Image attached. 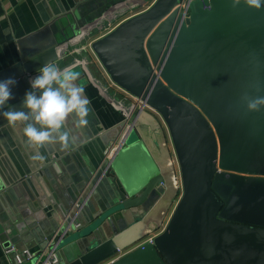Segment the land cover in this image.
<instances>
[{
    "label": "water",
    "instance_id": "water-1",
    "mask_svg": "<svg viewBox=\"0 0 264 264\" xmlns=\"http://www.w3.org/2000/svg\"><path fill=\"white\" fill-rule=\"evenodd\" d=\"M139 2L143 6L148 0ZM178 2L157 0L91 48L98 51L115 85L164 118L182 162L185 189L155 244L138 247L112 264H264V250L253 246L261 244L259 235L264 237V108L247 110V99L264 96V8L245 3L234 7L231 0H195L184 19ZM135 3L121 2L95 20L75 24L74 34H82L75 44L62 40L21 53L15 64L0 71V79L18 80L12 87L14 98L2 110H22L29 78L46 63H54L61 69L81 66L126 118L131 119L137 108L145 111L136 102L116 98L92 72L88 51L81 47ZM70 46L75 49L67 53ZM131 48L137 51L136 59L122 64L119 53ZM8 125L0 116V129ZM123 156L127 159L117 163ZM138 157L143 159L136 171L130 161ZM108 177L119 196L116 211L141 220L107 239L98 238L97 229L90 230L77 240L84 245L82 252L61 264H103L139 240L132 239L136 230L146 228L142 211L148 209L164 178L156 174L144 146L122 148L110 162ZM5 188L0 179V193ZM207 193L218 203L212 216L216 229L221 227L223 235L225 229L248 232L252 249L245 248L249 241L230 242L223 235L206 248L198 245L193 218ZM10 263L0 255V264Z\"/></svg>",
    "mask_w": 264,
    "mask_h": 264
},
{
    "label": "crops",
    "instance_id": "crops-1",
    "mask_svg": "<svg viewBox=\"0 0 264 264\" xmlns=\"http://www.w3.org/2000/svg\"><path fill=\"white\" fill-rule=\"evenodd\" d=\"M125 1L0 0V71L15 64L21 53L28 54L35 48L62 43V40L63 44H71V40L78 36V33L74 34L75 24L83 23L85 19L95 20L108 8ZM134 1V5L126 7L131 16L146 11L157 0H148L143 6L139 0ZM137 7L143 9L134 11ZM98 33L81 46L88 51L86 55L90 68L116 98L132 103L130 96L110 78L98 51H92L94 44L102 40L107 31ZM74 49L70 46L66 52ZM136 52L132 48L130 51L123 49L119 53L121 63L128 65L131 58L136 59ZM75 70L78 73L77 83L84 88L91 101L92 112L87 126L72 128L76 139L70 142L68 148H62L59 143L39 148L29 144L19 121L0 129V179L6 187L0 193V255L5 256L4 249L8 246L32 251L43 248L45 239L60 225L77 198L84 202L78 216L82 227L72 231L76 236L67 240L59 250L61 260L75 258L82 252L84 245L77 240L85 237L90 230L97 229V237L107 239L141 220L127 216L125 211H116L119 196L113 179L108 177L109 169L104 171V151L118 138L126 118L91 83L81 66ZM129 122L134 125L129 135L133 137L124 148L142 144L156 174L160 173L164 178L148 209L142 211L146 228L136 230L132 235V239L140 237L131 245L135 246L145 236L169 225L184 186L182 162L164 118L137 108ZM68 124L71 128V118ZM37 153L44 159H34ZM123 159L127 157L123 156ZM141 159L138 157L130 161L136 171ZM90 181L91 185H88ZM217 207V201L207 193L194 215L193 233L198 245L203 248L220 241L217 237L223 235L219 231L221 227L216 229L212 221ZM214 235L216 238L212 239Z\"/></svg>",
    "mask_w": 264,
    "mask_h": 264
},
{
    "label": "clouds",
    "instance_id": "clouds-1",
    "mask_svg": "<svg viewBox=\"0 0 264 264\" xmlns=\"http://www.w3.org/2000/svg\"><path fill=\"white\" fill-rule=\"evenodd\" d=\"M231 3L234 7L245 3L257 10L264 8V0H231ZM77 80L76 70L46 63L29 78V90L21 99L22 110L11 108L5 111L2 109L14 98L12 87L18 80L15 76L0 79V116L13 125L21 122L23 135L29 144L39 148L59 143L66 149L76 139L72 128L87 126L92 112L91 101ZM261 108H264V96L247 99L248 111H259ZM70 118L71 128L68 124ZM34 159L43 160L44 157L37 153Z\"/></svg>",
    "mask_w": 264,
    "mask_h": 264
},
{
    "label": "built area",
    "instance_id": "built-area-1",
    "mask_svg": "<svg viewBox=\"0 0 264 264\" xmlns=\"http://www.w3.org/2000/svg\"><path fill=\"white\" fill-rule=\"evenodd\" d=\"M195 0H179L178 8L180 9L181 13H184V19L189 17V6ZM206 9H210V6H205ZM110 28V27H109ZM109 28H106L107 31ZM82 35V34H81ZM75 37L71 40V43H77L80 36ZM155 72H158V68L155 69ZM117 86V85H116ZM120 90H122L125 94L130 96L133 102H136L139 107L143 106L144 110H148L152 113L159 114V112L150 104L145 103L137 98L136 96L130 94L126 90L122 89L121 87L117 86ZM126 118V117H125ZM130 118H126L125 124L123 125L121 132L118 138L109 145L104 151V159L103 164L104 171L109 169L110 162L114 159L115 155L125 146V143L132 131L131 124L129 125ZM93 180V179H92ZM91 180V181H92ZM91 181L88 182V185H91ZM84 206V202L81 201V198H77L74 202L73 206L71 207L68 212H66L62 222L56 228V230L49 235L45 239V246L37 251H32L30 249H19L15 246H8L4 249L5 257L9 258L11 263L10 264H61V258L59 255V246L62 241L65 240L69 234L74 231L78 230L82 227L78 216ZM159 233H155L147 238L145 241L139 244L138 247H143L147 244H155V240L158 237ZM137 247V248H138ZM126 253H119L107 264H112L113 262L117 261L121 258L122 255Z\"/></svg>",
    "mask_w": 264,
    "mask_h": 264
},
{
    "label": "rangeland",
    "instance_id": "rangeland-1",
    "mask_svg": "<svg viewBox=\"0 0 264 264\" xmlns=\"http://www.w3.org/2000/svg\"><path fill=\"white\" fill-rule=\"evenodd\" d=\"M143 8L142 7H139V9H138V7L137 8H135V9H133L134 11H140V10H142ZM133 11V12H134ZM138 14H140V13H138ZM138 14H136V15H138ZM136 15H133V16H131V14H130V12L129 13H127L126 11H124L122 14H121V16L118 18V19H116L113 23H111V26H110V28L107 30V33L105 34V35H109L111 32H113L115 29H117L121 24H123L124 22H128L129 20H131L132 18H134V16H136ZM99 33H95L94 35H92L91 37L93 38V37H95V36H97ZM90 37V38H91ZM132 123V122H131ZM130 122L128 123L129 125L131 124ZM134 129V128H133ZM132 129V130H133ZM133 136H129L128 137V140L126 141V143H125V146H127V145H129V141H130V139L132 138ZM124 146V147H125ZM123 158H119L118 160H117V163L120 161V160H122ZM117 163H114V165H116ZM185 195V189L183 188V190H181V198H180V200H179V204H180V202H181V200L183 199V196ZM178 204V205H179ZM178 207V206H177ZM166 228H167V225L165 226V228H159L158 230H156L155 232H158L159 233V235L158 236H160V235H162L163 233H164V231L166 230ZM154 232V233H155ZM224 236H225V239L227 240V241H230V242H245V241H249L250 242V244H248V246L247 247H245L246 249H252V235H250L248 232H246V231H243V230H238V229H225V231H224ZM151 235H153V233L151 234ZM151 235H147V236H145L141 241H139V243H137L135 246L133 245V246H131V247H129V248H127L125 251H122V253H129L130 251H133L134 249H136L138 246H139V244L140 243H142L143 241H145L147 238H149ZM261 235H264V234H261ZM76 236V234L75 233H71L69 236H67V238L63 241L64 243H62L61 244V246L59 247V250L65 245V243L67 242V240H69L70 238H72V237H75ZM213 238H216V236L214 235L213 237H212V239ZM258 239H260V240H258L261 244L260 245H253L254 246V248H257V249H262V250H264V237H262V236H260L259 235V238ZM122 256H124V255H122ZM121 256V257H122ZM113 259V258H112ZM111 259V260H112ZM111 260H108L107 262H105V263H103V264H107V263H109V261H111Z\"/></svg>",
    "mask_w": 264,
    "mask_h": 264
}]
</instances>
